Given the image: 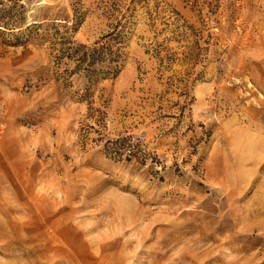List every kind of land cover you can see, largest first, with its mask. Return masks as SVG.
Returning <instances> with one entry per match:
<instances>
[{"label": "rangeland", "instance_id": "374dc122", "mask_svg": "<svg viewBox=\"0 0 264 264\" xmlns=\"http://www.w3.org/2000/svg\"><path fill=\"white\" fill-rule=\"evenodd\" d=\"M0 264H264V0H0Z\"/></svg>", "mask_w": 264, "mask_h": 264}]
</instances>
